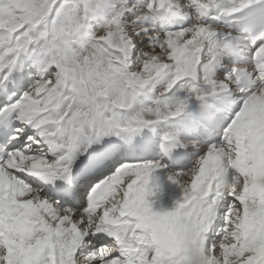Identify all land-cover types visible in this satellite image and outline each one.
Listing matches in <instances>:
<instances>
[{"label":"snow or ice","instance_id":"obj_1","mask_svg":"<svg viewBox=\"0 0 264 264\" xmlns=\"http://www.w3.org/2000/svg\"><path fill=\"white\" fill-rule=\"evenodd\" d=\"M0 264H264V0H0Z\"/></svg>","mask_w":264,"mask_h":264}]
</instances>
